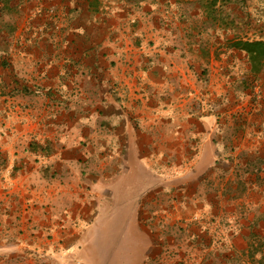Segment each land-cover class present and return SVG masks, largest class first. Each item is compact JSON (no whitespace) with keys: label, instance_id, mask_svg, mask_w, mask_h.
<instances>
[{"label":"crops","instance_id":"crops-1","mask_svg":"<svg viewBox=\"0 0 264 264\" xmlns=\"http://www.w3.org/2000/svg\"><path fill=\"white\" fill-rule=\"evenodd\" d=\"M262 4L0 0V264H107L116 214L137 264L256 255Z\"/></svg>","mask_w":264,"mask_h":264},{"label":"rangeland","instance_id":"rangeland-1","mask_svg":"<svg viewBox=\"0 0 264 264\" xmlns=\"http://www.w3.org/2000/svg\"><path fill=\"white\" fill-rule=\"evenodd\" d=\"M260 7L262 10L263 27L262 29L257 30V34L260 33L259 36H261L264 39V0L262 6ZM252 30H254V27H252ZM252 33L254 32L252 31ZM262 66L264 73V62H262ZM260 91L264 94V75H263L262 87ZM260 99L264 101V97L261 96ZM110 217L111 220L105 222L104 224L110 227L111 230L108 228L106 231H101V233L98 236L99 244H93L94 247H90V248L95 249L101 261L103 259L106 260L109 259L107 264H123L120 261V258L123 262L129 261V264H137L136 261L139 256L140 249L142 247V244H140L141 242L140 238L136 237V235L138 234L132 228L128 229L127 233L121 232V227H120L121 216L119 214ZM118 217L120 218L116 222L112 221V220H116ZM121 223L123 225L125 224V222L123 221H121ZM118 227L119 229L117 230L116 228ZM262 241H264V239L258 240L254 246V248L259 249L256 252V255L255 252L247 253V256H245V260H246L245 264H264V254H263L264 252L261 254L260 257L257 255L259 251H262V249H264V246H262V244L260 245ZM253 244L254 243H252V245ZM145 262L147 261H142L140 264H147Z\"/></svg>","mask_w":264,"mask_h":264},{"label":"trees","instance_id":"trees-1","mask_svg":"<svg viewBox=\"0 0 264 264\" xmlns=\"http://www.w3.org/2000/svg\"><path fill=\"white\" fill-rule=\"evenodd\" d=\"M233 46L244 50L252 62V68L255 70V66L261 65L264 61V39L256 40H242L237 39L232 43ZM262 246H264V241H262Z\"/></svg>","mask_w":264,"mask_h":264}]
</instances>
